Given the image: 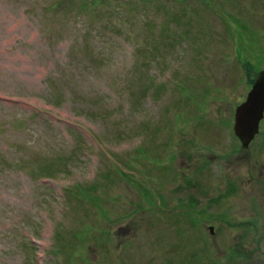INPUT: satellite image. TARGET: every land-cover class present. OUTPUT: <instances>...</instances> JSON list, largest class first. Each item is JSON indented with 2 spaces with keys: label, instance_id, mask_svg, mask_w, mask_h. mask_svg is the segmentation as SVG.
I'll list each match as a JSON object with an SVG mask.
<instances>
[{
  "label": "rangeland",
  "instance_id": "374dc122",
  "mask_svg": "<svg viewBox=\"0 0 264 264\" xmlns=\"http://www.w3.org/2000/svg\"><path fill=\"white\" fill-rule=\"evenodd\" d=\"M263 68L264 0H0V264H264Z\"/></svg>",
  "mask_w": 264,
  "mask_h": 264
},
{
  "label": "water",
  "instance_id": "95a60500",
  "mask_svg": "<svg viewBox=\"0 0 264 264\" xmlns=\"http://www.w3.org/2000/svg\"><path fill=\"white\" fill-rule=\"evenodd\" d=\"M264 118V69L256 76L254 83L247 93L245 101L235 109L233 130L241 142L242 149L249 144L259 132V125ZM213 234V228H209Z\"/></svg>",
  "mask_w": 264,
  "mask_h": 264
},
{
  "label": "trees",
  "instance_id": "16d2710c",
  "mask_svg": "<svg viewBox=\"0 0 264 264\" xmlns=\"http://www.w3.org/2000/svg\"><path fill=\"white\" fill-rule=\"evenodd\" d=\"M246 73L248 74L249 73V76H250V72H251V63H247L246 64ZM257 75V73L254 75V77L250 78V83L252 84L254 82V79H255V76Z\"/></svg>",
  "mask_w": 264,
  "mask_h": 264
}]
</instances>
